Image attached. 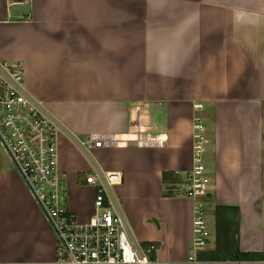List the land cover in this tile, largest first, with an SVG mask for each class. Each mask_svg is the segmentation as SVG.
Segmentation results:
<instances>
[{"label":"crops","instance_id":"crops-1","mask_svg":"<svg viewBox=\"0 0 264 264\" xmlns=\"http://www.w3.org/2000/svg\"><path fill=\"white\" fill-rule=\"evenodd\" d=\"M0 0V61L21 63L27 91L62 124L65 205L96 212L90 173L121 171L115 187L135 241L174 264L192 255L195 200L164 196L165 172L193 166L202 118L207 216L201 264H264V0ZM203 104L197 111L196 104ZM139 133L151 144L84 149L93 134ZM238 211L247 260L201 259L216 247L215 208ZM56 238L0 142V262H52Z\"/></svg>","mask_w":264,"mask_h":264},{"label":"built area","instance_id":"built-area-1","mask_svg":"<svg viewBox=\"0 0 264 264\" xmlns=\"http://www.w3.org/2000/svg\"><path fill=\"white\" fill-rule=\"evenodd\" d=\"M197 111L203 104L195 105ZM61 122L33 97L26 88L25 68L21 63L0 61V142L12 159L56 238V258L52 262H0V264H174L157 256L154 242L140 243L124 214L115 187L123 183L121 171L90 173L87 183L95 188V214L81 222L65 205L66 188L59 170ZM143 135L93 134L78 144L84 149L114 147L140 140ZM206 128L201 117L193 124V166L185 172L179 192L195 200L192 255L181 264H201L196 252L206 249L211 230L207 217L205 174Z\"/></svg>","mask_w":264,"mask_h":264},{"label":"trees","instance_id":"trees-1","mask_svg":"<svg viewBox=\"0 0 264 264\" xmlns=\"http://www.w3.org/2000/svg\"><path fill=\"white\" fill-rule=\"evenodd\" d=\"M180 176L175 173L165 172L163 183L166 191L164 196L173 197L181 195L179 192ZM215 214L216 247L213 251L206 252L201 259L207 260H247L252 254L241 253L237 241L238 211L230 207L217 206Z\"/></svg>","mask_w":264,"mask_h":264},{"label":"water","instance_id":"water-1","mask_svg":"<svg viewBox=\"0 0 264 264\" xmlns=\"http://www.w3.org/2000/svg\"><path fill=\"white\" fill-rule=\"evenodd\" d=\"M13 1V7L11 8V11L14 13H21L24 16L29 15L31 11V3L29 0H12Z\"/></svg>","mask_w":264,"mask_h":264},{"label":"rangeland","instance_id":"rangeland-1","mask_svg":"<svg viewBox=\"0 0 264 264\" xmlns=\"http://www.w3.org/2000/svg\"><path fill=\"white\" fill-rule=\"evenodd\" d=\"M208 219H210V215L208 214ZM209 228H210V230L213 232V224L210 222L209 223Z\"/></svg>","mask_w":264,"mask_h":264}]
</instances>
